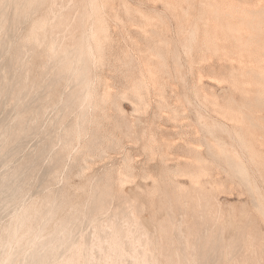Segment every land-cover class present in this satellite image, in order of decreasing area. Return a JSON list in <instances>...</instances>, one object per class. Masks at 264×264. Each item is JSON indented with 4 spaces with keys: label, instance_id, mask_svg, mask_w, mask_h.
Segmentation results:
<instances>
[{
    "label": "rangeland",
    "instance_id": "1",
    "mask_svg": "<svg viewBox=\"0 0 264 264\" xmlns=\"http://www.w3.org/2000/svg\"><path fill=\"white\" fill-rule=\"evenodd\" d=\"M0 31V264H264V0H0Z\"/></svg>",
    "mask_w": 264,
    "mask_h": 264
},
{
    "label": "bare ground",
    "instance_id": "2",
    "mask_svg": "<svg viewBox=\"0 0 264 264\" xmlns=\"http://www.w3.org/2000/svg\"><path fill=\"white\" fill-rule=\"evenodd\" d=\"M67 7H68V6H67ZM44 31H45V30H44ZM102 31H103V28H98V29H96V31H94V35L97 37V39L100 38V36H101V32H102ZM0 32H1V31H0ZM88 40H89V39H88ZM55 45H56V42H55ZM260 47H261L260 45H257V46L255 47V50H258ZM55 48H56V47H55ZM55 48H54V49H55ZM35 53H36V52H35ZM54 54H55V53H54ZM64 55H66V54H64ZM26 56H27V55H26ZM52 57H53V56H52ZM78 57H79V60H80V61L84 60V59H85V53H84L83 51H81ZM65 58H66V57H65ZM24 59H25V58H24ZM50 59H51V58H50ZM62 60H64V59H62ZM56 61L58 62L57 59H56ZM64 61H65V60H64ZM58 63H59V62H58ZM71 63H72V62H71ZM56 65H57V64H56ZM84 67H85V66H84ZM83 69H84V68H83ZM152 70H153V69H152ZM83 71L85 72V70H82V71H81V72H82V73H81V77L85 75V73H84ZM153 72H154V71H153ZM84 78H85V77H84ZM9 79H10V78H9ZM10 80H11V79H10ZM148 83H149V82H148ZM2 88H3V87H2ZM22 98H23V97H22ZM4 99H5V98H4ZM3 102H4V100H3ZM7 102H8V101H7ZM35 107H36V106H35ZM34 111H35V110H34ZM33 114H34V113H33ZM29 123H30V122H29ZM32 126H33V125H32ZM26 127H27V126H26ZM34 128H35V127H34ZM2 130H3V129H2ZM9 130H10V129H9ZM2 133H3V132H2ZM8 135H9V134H8ZM20 142H21V141H20ZM12 151H13V150H12ZM4 161H5V160H4ZM2 162H3V161H2ZM9 186H11V185H9ZM17 186H18V185H17ZM8 189H10V188H8ZM8 189H7V190H8ZM13 189H14V188H13ZM16 191H17V189H16ZM16 191H15V192H16ZM6 192H7V191H6ZM15 194H16V193H15ZM12 195H14V193H13ZM8 196H11V194L8 195ZM8 196H7V197H8ZM14 196H15V195H14ZM12 199H13V198H12ZM19 199H20V198H19ZM10 201H11V200H10ZM24 202H25V201H24ZM13 205H14V204H13ZM56 206H57V205H56ZM5 209H6V208H5ZM131 211H132V210H131ZM122 212H123V211H122ZM127 214H128V213H127ZM116 215H117V214H116ZM112 217H113V216H112ZM115 217H116V216H115ZM117 217H118V216H117ZM30 218H31V216H30ZM49 218H50V217H49ZM107 218H108V217H107ZM133 218H134V217H133ZM105 219H106V218H105ZM105 219H104V220H105ZM122 219H123V218H122ZM48 220L50 221V219H48ZM136 220H137V219H136ZM116 221H117V220H116ZM122 221H123V220H122ZM112 222H113V221H112ZM112 222H111V225L113 224ZM104 223H105V222H104ZM20 224H21V222H20ZM102 224H103V223H102ZM90 225H91V224H90ZM108 225H109V224H108ZM116 225H117V224H116ZM112 226H115V223H114ZM112 226H111V227H112ZM19 227H20V226H19ZM41 227H42V226H41ZM109 227H110V226H109ZM121 227H122V226H121ZM121 227H120V228H121ZM56 228H57V227H56ZM113 228H114V227H113ZM58 229H60V228H58ZM92 229H93V228H92ZM97 229H98V228H97ZM114 229H115V230L117 229L116 226H115ZM130 229H131V227H130ZM137 229H138V228H137ZM38 231H39V229H38ZM64 232H65V231H64ZM113 232H114V231H113ZM121 232H123V231H121ZM129 232H131V231H127V234H128V235H129ZM134 233H135V232H134ZM8 234H9V233H8ZM92 234H93V233H92ZM98 234H99V233H98ZM106 234H107V233H106ZM117 234H119V233H117ZM117 234H116V235H117ZM121 234H122V233H121ZM130 234H131V233H130ZM132 234H133V233H132ZM132 234H131V237L134 236V235H132ZM135 234H136V233H135ZM146 234H147V233H146ZM90 236H91V235H90ZM92 236H93V235H92ZM61 237H62V236H61ZM103 237H104V235H103ZM87 238H89V236H88ZM98 238H99V237H98ZM98 238H96V239H98ZM60 239H61V238H60ZM100 239H101V237L99 238V240H100ZM104 239H105V238H104ZM114 239H115V237H113V241L115 242L116 240H114ZM119 239H120V238H119ZM119 239H117V240H119ZM132 239H133V237H132ZM13 240H14V239H13ZM90 240H91V238H90ZM32 241H34V240H32ZM92 241H93V239H92ZM119 241H122V240L120 239ZM137 241H139V240H137ZM12 242H13V241H12ZM89 242H90V241H89ZM99 242H100V241H99ZM114 242H113V243H114ZM139 242H140V241H139ZM16 243H17V242H16ZM67 243H68V242H67ZM93 243H94V242H93ZM110 243H111V242H110ZM123 243H124V242H123ZM69 244H70V242H69ZM69 244H68V245H69ZM91 244H92V243H91ZM116 244H119V243H116ZM116 244H115V245H116ZM134 244H135V243H134ZM134 244H133V245H134ZM147 244H148V243H147ZM70 245H71V244H70ZM70 245H69V246H70ZM93 245H94V244H93ZM124 245H125V244H124ZM56 246H57V245H56ZM61 246H62V245H61ZM81 246H82V244H81ZM91 246H92V245H91ZM95 246H96V245H95ZM112 246H114V245H112ZM117 246H118V245H117ZM144 246H145V245H144ZM32 247H33V246H32ZM83 247H84V245H83ZM92 247H93V246H92ZM120 247H121V246H120ZM134 247H135V246H134ZM181 247H182V246H181ZM79 248H80V247H79ZM79 248H77V250H79ZM84 248H85V247H84ZM84 248H82V249H84ZM87 248H88V247H87ZM87 248H86L85 250H87ZM93 249H94V248H93ZM134 249H135V248H134ZM139 249H140V248H139ZM80 250H81V249H80ZM114 250H115L114 253L117 252V248L114 249ZM180 250H181V249H180ZM75 251H76V250H75ZM75 251H74V253H76ZM81 251H82V250H81ZM120 251H121V250H120ZM120 251H119V252H120ZM128 251H129V250H128ZM136 251H137V250H135V252H136ZM145 251H147V250H145ZM71 252H72V251H71ZM78 252H80V251H78ZM104 252H105V251H104ZM96 253H97V251H96ZM137 253H138V255H139V252H138V251L136 252L135 255H137ZM145 253L148 254V252H145ZM51 254H52V253H51ZM70 254H71V253H70ZM52 255H53V254H52ZM68 255H69V254H68ZM75 255H76V254H75ZM85 255H86V254H85ZM85 255H84V256H85ZM110 255H111V254H110ZM181 255H182V254H181ZM70 256L72 257V259H74L72 254H71ZM133 256H134V255H133ZM145 256H146V255H145ZM21 257H22V256H21ZM46 257H47V256H46ZM77 257H78V255H77ZM90 257H93V256H90ZM113 257H114V256H113ZM134 257H135V256H134ZM111 258H112V257H111ZM111 258H110V259H111ZM132 258H133V257H132ZM144 258H145V257H144ZM184 258H185V257H184ZM37 259H38V258H37ZM51 259H52V258H51ZM68 259H69V258H68ZM72 259H69V261H70V260L72 261ZM86 259H88V258L86 257ZM106 259H107V257H106ZM110 259H109V260H110ZM133 259H134V258H133ZM66 260H67V259H66ZM109 260H108V262H106V263L109 264ZM140 260H141V259H140ZM42 261H43V259L40 258V263H42ZM44 261H45V260H44ZM71 261H70V263L73 264ZM110 261H111V260H110ZM30 262H31V260H30ZM48 262H49V261H48ZM48 262H47V263H48ZM73 262H74V261H73ZM86 262H87V261H86ZM112 262H114V261H111V263H112ZM3 263H4V262H3ZM20 263H21V262H20ZM25 263H26V262H25ZM60 263H61V262H60ZM66 263H67V264L69 263L68 260L66 261ZM70 263H69V264H70ZM111 263H110V264H111ZM144 263H146V262H144ZM12 264H13V263H12ZM86 264H87V263H86ZM116 264H117V263H116ZM138 264H139V263H138Z\"/></svg>",
    "mask_w": 264,
    "mask_h": 264
}]
</instances>
